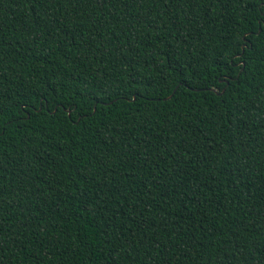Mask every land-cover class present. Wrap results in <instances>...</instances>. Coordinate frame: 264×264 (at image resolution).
I'll return each mask as SVG.
<instances>
[{
    "label": "trees",
    "instance_id": "trees-1",
    "mask_svg": "<svg viewBox=\"0 0 264 264\" xmlns=\"http://www.w3.org/2000/svg\"><path fill=\"white\" fill-rule=\"evenodd\" d=\"M262 21L0 0V264H264Z\"/></svg>",
    "mask_w": 264,
    "mask_h": 264
},
{
    "label": "snow or ice",
    "instance_id": "snow-or-ice-1",
    "mask_svg": "<svg viewBox=\"0 0 264 264\" xmlns=\"http://www.w3.org/2000/svg\"><path fill=\"white\" fill-rule=\"evenodd\" d=\"M99 2H100L101 4H103V3H104V0H99ZM262 23H264V21H262ZM257 31H258V32H264V28H258ZM240 40H241V43H240V49H241V52H246L247 49H248V47L251 45V41L248 40L247 35L242 36V37L240 38ZM230 62H231L230 60L224 62V63H225V72H224L225 75H228V70H227V69H228V65L230 64ZM225 83H227V81H225ZM170 86L174 87L175 91H179V88H180L181 86H184V85H181V84H180V81H176V84H175V85H170ZM172 94H173V93H169L170 96H171ZM113 99H115V97H113Z\"/></svg>",
    "mask_w": 264,
    "mask_h": 264
}]
</instances>
